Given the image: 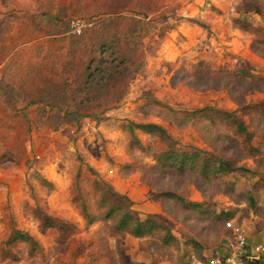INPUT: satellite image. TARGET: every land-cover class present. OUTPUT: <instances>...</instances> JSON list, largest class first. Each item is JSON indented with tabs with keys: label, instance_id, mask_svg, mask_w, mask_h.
<instances>
[{
	"label": "rangeland",
	"instance_id": "rangeland-1",
	"mask_svg": "<svg viewBox=\"0 0 264 264\" xmlns=\"http://www.w3.org/2000/svg\"><path fill=\"white\" fill-rule=\"evenodd\" d=\"M110 14H135L144 23L126 45L139 71L118 92L116 105L99 119L75 123L60 119L51 105L26 104L38 71L53 80L72 79L47 68L66 61L72 40L79 57L94 44L124 38L129 19L103 28ZM2 76L19 91L0 92V264H186L190 239L203 246L205 256L224 257L225 219L217 217L223 211H233V222L244 226L250 242L259 237L264 0H0ZM205 106L235 112L249 135L215 120L212 110L202 112L204 121L200 112L182 121ZM130 122L158 123L175 141L138 129L133 138ZM169 145L213 152L237 169L205 178L199 171L161 168L156 156ZM108 186L132 201L136 216L166 219L177 242L165 245L158 233L135 237L118 231L115 219L104 216L118 202ZM165 191L202 207L185 209L161 195ZM247 192L259 209L249 205ZM12 229L28 232L39 247L8 244Z\"/></svg>",
	"mask_w": 264,
	"mask_h": 264
},
{
	"label": "trees",
	"instance_id": "trees-1",
	"mask_svg": "<svg viewBox=\"0 0 264 264\" xmlns=\"http://www.w3.org/2000/svg\"><path fill=\"white\" fill-rule=\"evenodd\" d=\"M125 19H129L131 26L128 33L125 32L123 35V39L116 36L113 42L103 41L99 43L98 46L94 44V50L85 51L79 57L75 56V50L73 48L74 41L72 40L71 50L67 54L66 61L61 65L53 64L47 67L52 74L54 73L61 76V74L58 73L59 69L64 71V73H71L72 79L69 80L67 76L65 78L61 76L59 80H53L43 77L41 72L38 71L33 79L32 87L28 89L30 93H27V96L31 98L26 104L42 102L45 103V105H51V107L56 109L57 116L60 117V119H63L65 122L75 123H80L82 118L89 116L99 119L106 110L114 107L121 98L120 94L125 92L128 83L139 71V64H137L133 55L128 56L129 48H127L126 45L127 43L130 45L133 37L132 33L144 23L143 20L138 18L135 14L130 16L110 14L101 22L103 28H106L111 24H115L117 21ZM90 35H92L93 38L97 37V35ZM124 41L125 44H119ZM4 80L6 79L3 76L0 77V92L2 95L5 93L4 90L7 89H10L12 93H17V90L19 91L14 85ZM40 83L42 84L40 85ZM21 89H23V87H21ZM119 91L121 93H118ZM44 94L48 95L50 99L47 100L50 101V103H47L46 99L41 100L40 97ZM17 96L13 98V101L19 99ZM36 96L39 97V100H36ZM89 109H93V111L89 112ZM207 110H212L215 114V117H213L215 120H220L226 125H232L234 130L239 134L249 135L245 123L235 112L213 108L211 106L198 108L190 114H185L182 121L190 122L196 112H200V117H202V121H204L207 115L202 112ZM214 119H210V123H214ZM135 129L146 133H155L167 140L171 139V141H175L162 125L155 122H130L128 124V130L133 138L135 137ZM206 154L208 155L206 156ZM156 163L161 168L178 173L199 171L200 175H202V173L206 175L205 178L227 174L237 169L228 160L213 152L203 151L196 147L190 151L178 150L172 145H169L166 150L156 156ZM108 187L110 194L115 196L118 202L112 204L105 212L104 216L106 218L115 219L114 223L118 231L127 232L135 237H143L158 233L160 241L165 245H171L177 242L178 239L172 233L169 222L163 219L161 215L149 214L144 218L136 216L131 209L132 201L125 195H119L111 186ZM161 195L175 200L183 208L188 210L193 209L199 211L202 207L200 202L190 201L186 197L173 191L161 192ZM245 199L252 208L255 210L259 209L257 200L251 193L247 192ZM234 215L233 211H223L217 214V217H223L225 219L223 228L224 239L231 235V230L226 226V223L229 220L235 219ZM259 219V224H263L264 218L260 217ZM44 223L47 225V221ZM15 241L27 243L32 250L39 247V242L33 236L19 229H12L6 242L9 244ZM187 241L190 242V244L187 245H192L193 249L191 251L196 254L197 258L202 260L207 258V256L204 255V248L199 242L194 239L186 240V242ZM249 254L250 248L246 247V254L239 256L243 264H264V253L259 256L257 261L250 259L248 256ZM217 256L220 255L215 252L210 257ZM133 264L147 263L141 262Z\"/></svg>",
	"mask_w": 264,
	"mask_h": 264
},
{
	"label": "built area",
	"instance_id": "built-area-1",
	"mask_svg": "<svg viewBox=\"0 0 264 264\" xmlns=\"http://www.w3.org/2000/svg\"><path fill=\"white\" fill-rule=\"evenodd\" d=\"M226 226L231 230V235L226 237L227 254L224 257H207L202 260L191 251L186 264H243L239 256L246 254V247L250 248L249 258L257 261L264 253V222L259 237L253 242L249 241V234L243 225L229 220Z\"/></svg>",
	"mask_w": 264,
	"mask_h": 264
},
{
	"label": "crops",
	"instance_id": "crops-1",
	"mask_svg": "<svg viewBox=\"0 0 264 264\" xmlns=\"http://www.w3.org/2000/svg\"><path fill=\"white\" fill-rule=\"evenodd\" d=\"M225 242H226V238H225Z\"/></svg>",
	"mask_w": 264,
	"mask_h": 264
}]
</instances>
